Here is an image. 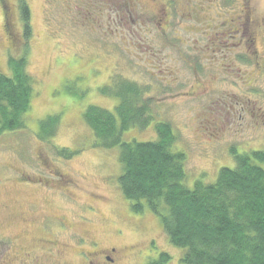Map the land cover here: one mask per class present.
<instances>
[{
    "label": "rangeland",
    "instance_id": "rangeland-1",
    "mask_svg": "<svg viewBox=\"0 0 264 264\" xmlns=\"http://www.w3.org/2000/svg\"><path fill=\"white\" fill-rule=\"evenodd\" d=\"M19 1L0 0V71L8 74V56H19L25 45L35 83L23 127L0 135V256L16 233L25 249L42 250L30 238L39 234L29 217L39 216V225L46 215L49 225L62 217L68 227L43 236L59 248L44 264H82L78 251L95 250L91 242L116 246L123 255L118 264H146L157 252L169 253L168 264H185L183 250L163 232L165 206L161 214L147 205L131 210L117 183L119 148L92 146L82 115L87 105L114 112L118 99L100 92L112 81L148 88L150 124L122 137L150 141L155 124L168 123L173 149L186 156L187 187L197 179L213 182L221 167L234 166L232 148L264 151V0H24L27 41ZM245 12L253 47L244 44ZM230 20L233 38L221 34ZM53 114L60 124L42 140L38 127ZM57 147L77 152L65 160ZM65 177L74 182L67 195L58 193Z\"/></svg>",
    "mask_w": 264,
    "mask_h": 264
},
{
    "label": "trees",
    "instance_id": "trees-1",
    "mask_svg": "<svg viewBox=\"0 0 264 264\" xmlns=\"http://www.w3.org/2000/svg\"><path fill=\"white\" fill-rule=\"evenodd\" d=\"M18 4L27 41L29 9L24 0ZM23 46L19 56H8V74L0 71V135L23 127L22 117L34 94L35 80L28 72L27 46ZM112 82L100 92L118 99L114 112L87 105L82 118L94 139L92 146L106 151L119 148L122 171L117 183L132 203L131 210L141 213L147 205L161 214L165 206L162 229L168 241L183 250L182 263L264 264V151L235 153L232 148L234 166L221 167L213 182L200 178L187 187L186 156L173 149L176 135L168 123H156L157 137L150 141L122 137L129 128L144 129L150 124L148 88L128 79ZM58 124L59 115H48L36 135L47 140ZM56 151L65 160L77 152L68 147ZM157 253L146 264H168L169 253Z\"/></svg>",
    "mask_w": 264,
    "mask_h": 264
},
{
    "label": "flooded vegetation",
    "instance_id": "flooded-vegetation-1",
    "mask_svg": "<svg viewBox=\"0 0 264 264\" xmlns=\"http://www.w3.org/2000/svg\"><path fill=\"white\" fill-rule=\"evenodd\" d=\"M247 10L248 9L245 8V11ZM245 15H246L245 17H247L249 15L248 12H245ZM241 24H243L242 34L244 38H246V40L244 41V44H246L249 47H253L256 35L255 33L248 35L249 31L251 30V26H252L250 17H247L246 22L242 21ZM224 25L225 23L221 22L220 26L222 27ZM226 25L230 26V29L226 31L225 33H221V34L225 37L233 38L231 20L230 22L228 21ZM235 32H237V30ZM69 184H74V182L68 177L63 178L62 182L59 184L60 186L58 188V193L67 195L68 193H65V191L68 189ZM64 186H66V189L64 188ZM19 217L22 218V216H19ZM38 217L39 216H35V215L29 217V221L31 219H34L33 221V224L35 227L34 229L39 234L38 238H33V237H30V238L32 241H36L37 244H41L43 249L41 250V249L33 248L32 251H29L28 248L25 249L23 245L19 244V242L17 243V238H20L18 233H16V235L12 237L7 236L8 237V240L6 239L7 247H6L5 253H3V255L0 256V264H44L45 262L44 259L45 257L46 258L48 257L49 251H57L59 249L57 247L58 244L55 239L47 243L46 239H44L43 236H45L48 232L51 233V235H55L53 231L54 230L58 231V227H61V228L63 227L66 228V226L68 227V225L66 224L67 221H65L64 218L62 217L54 218L57 223H55L54 224L55 227H53L52 226L53 223L51 221L53 219L50 220L49 216L43 215V217L39 221V225H37L36 220ZM49 223H52V225H49ZM25 228L26 227H23L22 230ZM23 234L24 233H22V235ZM0 241L2 240L0 239ZM90 246H95V250L94 248H91L87 251H82V250L78 251V254L80 255V257L83 258L82 264H118L120 258L123 256L119 254L117 250L118 248L116 246H113V247L108 246V247L99 248L96 242H91ZM149 251H153V250H149Z\"/></svg>",
    "mask_w": 264,
    "mask_h": 264
}]
</instances>
